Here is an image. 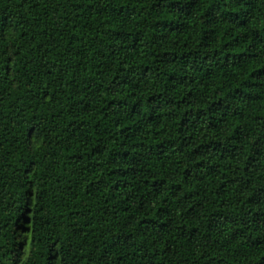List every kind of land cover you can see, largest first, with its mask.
<instances>
[{"label":"trees","instance_id":"16d2710c","mask_svg":"<svg viewBox=\"0 0 264 264\" xmlns=\"http://www.w3.org/2000/svg\"><path fill=\"white\" fill-rule=\"evenodd\" d=\"M0 264H264V0H0Z\"/></svg>","mask_w":264,"mask_h":264}]
</instances>
